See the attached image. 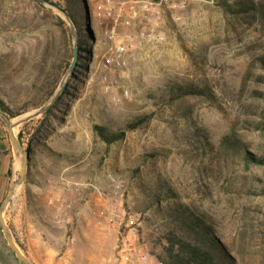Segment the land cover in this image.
Here are the masks:
<instances>
[{"label":"rangeland","instance_id":"1","mask_svg":"<svg viewBox=\"0 0 264 264\" xmlns=\"http://www.w3.org/2000/svg\"><path fill=\"white\" fill-rule=\"evenodd\" d=\"M105 1L84 0L90 21L75 24L57 7L0 0V99L22 112L9 120L52 100L32 109L55 56L63 61L61 84L68 80L47 119L15 129L30 152L26 179L4 214L17 246L30 264H122L118 230L92 215L114 201L108 176L116 175L124 181L119 207L148 214L133 241L147 255L142 264H166L164 236L175 228L178 205L210 217L237 264H264V167L246 159L264 155V0H111L131 22L116 28V41L128 45L122 69L105 68L114 46L107 37L114 24L97 10ZM153 29L162 42L142 37ZM182 87L211 95L177 98ZM143 117L110 146L95 131L118 132ZM22 164L0 121V206ZM76 194L82 204L92 198L83 224L67 222L73 208L59 223L58 200L71 203ZM0 264H18L1 227Z\"/></svg>","mask_w":264,"mask_h":264},{"label":"trees","instance_id":"2","mask_svg":"<svg viewBox=\"0 0 264 264\" xmlns=\"http://www.w3.org/2000/svg\"><path fill=\"white\" fill-rule=\"evenodd\" d=\"M63 1L66 4L65 7L53 2L50 3L59 8L60 11L66 13L75 24L90 21L84 0ZM39 6L45 8L41 4H39ZM65 25L66 24L63 20L58 19V26L63 31L65 30ZM86 40H88V42L91 41L92 36L88 34ZM53 61L52 66H47V73L44 75L46 80L42 83L43 89L41 90L40 98L34 103L32 109H37L53 99L60 87L63 78V75L61 74V65L63 64V61L59 59L58 56H55ZM59 61L61 62L60 66L57 65V62ZM260 63L264 68V57L260 58ZM70 66L71 63L69 64V62H66V70L70 69ZM40 78H42V76ZM174 92L177 93V98L193 95H211L207 89L202 91L195 87H182ZM260 95L264 97V93H261ZM61 98L62 95L59 101ZM59 101H57L56 104L44 114L43 118L47 119L49 117ZM0 112L8 119L17 118L22 114L21 111H13L1 99ZM147 120V117L139 118L136 121L127 124L124 130L118 132H110L108 128L98 126L95 127V131L97 136L110 146L113 143L120 141L125 136L126 131L137 130L146 123ZM39 132H41V130L38 131L36 135L37 137L39 136ZM18 138L22 143L20 136ZM223 143H232V137H226L223 140ZM246 159L256 166L264 167V155H249ZM172 213L171 220L175 225V228L164 236L167 242V245L164 248V262L166 264H237L236 260L231 258L228 248L221 242L220 238L217 237L215 231L216 225L212 222L210 217L183 205L176 206Z\"/></svg>","mask_w":264,"mask_h":264},{"label":"built area","instance_id":"3","mask_svg":"<svg viewBox=\"0 0 264 264\" xmlns=\"http://www.w3.org/2000/svg\"><path fill=\"white\" fill-rule=\"evenodd\" d=\"M98 14L110 19L114 26L107 32V37L110 43L114 44L112 48V55L105 60L106 69H122L127 66L126 54L128 53V45L124 41H116L118 34L116 28L118 25L123 24L125 26L130 25L129 20H122L120 15H117L114 11V7L111 0H107L98 6ZM142 37L150 39L153 43H160L163 41V37L159 35L156 30L153 29L152 33H143ZM124 97H129L128 90H124ZM64 182V190L71 191L70 183ZM108 180L110 186L113 189L115 198L113 202L109 203L105 207L98 208L92 211V215L96 220L98 226H107L113 229H117L120 234V241L118 245V259L122 264H142L147 261V255L143 250H138L133 243L137 239L139 230L143 227L147 213L141 212H129L127 213L123 207L124 193V181L116 175H109ZM60 200V199H59ZM58 200V211L56 218L61 223L64 220V216L68 210L72 209L71 203H64ZM53 199L51 200V203ZM163 264V263H159Z\"/></svg>","mask_w":264,"mask_h":264},{"label":"water","instance_id":"4","mask_svg":"<svg viewBox=\"0 0 264 264\" xmlns=\"http://www.w3.org/2000/svg\"><path fill=\"white\" fill-rule=\"evenodd\" d=\"M34 1L39 3V4L45 5L51 9L56 8L48 0H34ZM67 20L69 22L71 21L68 17H67ZM77 55H78V50L75 49L73 62H72L70 69H69L70 75L73 74V71H74L75 67L77 66V61H78ZM67 85H68V80L66 78L62 82L60 89L57 91V93L55 94L53 99L48 104L44 105L43 107L35 110L34 112H32L26 116L19 118V120L16 123H13L11 120H9L5 115H3L0 112V121L3 123V125L8 130V136H9L12 148H13V150L18 151L22 155V161H23L18 180L10 186L9 191H8V195L6 196L5 200L3 201V203L0 206V227H1L2 232L6 238L7 245L9 247L10 251L12 252V254L16 257L18 264H30V262L27 259V257L22 253L20 248L17 246V244L14 240L13 234H12V232H11V230H10V228H9L5 218H4V214H5V211L8 207V205L10 204L12 198L15 195V191L17 190V188L19 186H21L24 183V181L26 179L28 164L30 161V152L24 149L23 144L20 142L19 138L17 137V135L15 133V129L18 126H20L24 123H27V122L39 117L40 115H44L45 113H47L56 104V102L59 101L62 93L67 88Z\"/></svg>","mask_w":264,"mask_h":264},{"label":"crops","instance_id":"5","mask_svg":"<svg viewBox=\"0 0 264 264\" xmlns=\"http://www.w3.org/2000/svg\"><path fill=\"white\" fill-rule=\"evenodd\" d=\"M88 198V197H87ZM89 199V198H88ZM84 199L82 198V195L79 194V195H73L72 196V211H70L69 213H71V218H68V221L66 220V218H64V223L67 221L71 224H73L75 226V224H79V227L81 226V224H83V207L85 206H89V204L92 203V198L89 199L88 201L86 200L85 204H82L80 201H83ZM100 200V199H99ZM80 202V203H79ZM69 215V214H68ZM70 217V216H69ZM110 236L112 233L111 232H108ZM106 237V233L104 234V238Z\"/></svg>","mask_w":264,"mask_h":264}]
</instances>
